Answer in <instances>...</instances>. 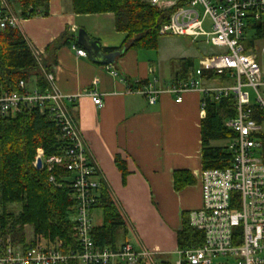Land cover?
Returning <instances> with one entry per match:
<instances>
[{
	"label": "built area",
	"instance_id": "obj_1",
	"mask_svg": "<svg viewBox=\"0 0 264 264\" xmlns=\"http://www.w3.org/2000/svg\"><path fill=\"white\" fill-rule=\"evenodd\" d=\"M162 10L173 11L169 21L159 28L161 36H186L224 50V53L201 58L185 81L155 89L152 84L137 90L149 104H155L165 92L177 96L197 90L205 100L219 102L228 96L235 99V115L224 121L233 136L225 141L231 155L229 164L221 169L201 170L199 174L201 205L188 213L191 227L203 233L200 246L178 251L186 264H211L214 258H226L234 264H264V78L253 55L244 50L243 34L249 24L264 18V0H149ZM21 17L6 0H0V30L19 31ZM208 22V29L205 23ZM78 56L85 57L81 50ZM37 62L41 53L33 52ZM204 71L227 74L225 84L203 87L200 76ZM47 88L20 81L15 90L0 91V117L13 116L24 108H35L41 114L49 112L58 136L68 144L60 156L44 157L36 150L33 166L38 159L47 171L60 166L70 174L68 186L74 202L70 208L75 246L42 234L14 243L12 238L0 239V264H157L154 254L137 250L129 240L115 248L101 247L92 238L93 207L98 202L100 181L98 171L82 142L74 120L68 114L63 96L54 85V75L43 72ZM260 88L263 90L261 91ZM96 107L102 106L100 95L89 93ZM37 168V167H36ZM49 181L53 183V178Z\"/></svg>",
	"mask_w": 264,
	"mask_h": 264
},
{
	"label": "crops",
	"instance_id": "obj_2",
	"mask_svg": "<svg viewBox=\"0 0 264 264\" xmlns=\"http://www.w3.org/2000/svg\"><path fill=\"white\" fill-rule=\"evenodd\" d=\"M20 17L19 32L32 52L49 59L58 92L76 96L64 99L65 106L96 166L98 180L109 188L125 217L127 240L135 249L149 250L155 256L178 254L176 233L182 212L201 205L202 94L188 91L176 102L177 96L163 92L155 104H149L137 90L152 84L163 91L181 82L182 62L176 70H164L149 53L157 48H127L106 65L102 58H90L76 41L79 30L99 44L103 55L123 50L125 33L116 31L112 14H75L72 0H48L46 15ZM64 32L73 40L59 47L52 59V50L46 49ZM245 43V52L254 56L264 78V38L253 40L248 25L243 46ZM76 50L86 56H78ZM31 83L33 87V80L28 86ZM225 83L201 79L203 87ZM93 92L100 95L101 107L93 104L89 95ZM211 145L216 146L215 142ZM176 171L188 172L194 183L176 191Z\"/></svg>",
	"mask_w": 264,
	"mask_h": 264
},
{
	"label": "trees",
	"instance_id": "obj_3",
	"mask_svg": "<svg viewBox=\"0 0 264 264\" xmlns=\"http://www.w3.org/2000/svg\"><path fill=\"white\" fill-rule=\"evenodd\" d=\"M16 4L19 14L26 18L47 14L48 0H16ZM182 5V2H177L173 9L162 10L142 0H72L75 14H112L116 31L125 33L121 48L144 51L157 48L159 28ZM249 25L253 40L264 38V18ZM72 40L64 32L46 50H52L49 55L53 59L57 49ZM224 52L220 49L217 53ZM193 68L191 60H184L179 80L190 78ZM49 71V59L41 56L39 64L19 31L0 30V91L15 90L20 81L30 83L32 80H35L37 88L44 91L47 83L43 72ZM200 79L222 83L227 74L204 71ZM234 103L233 96L217 103L209 98L205 100L201 121L203 170H222L231 161L225 146H213L211 143L226 141L233 136L223 124L235 115ZM54 124L48 111L41 114L35 108H24L13 116L0 117V239L10 237L14 243H24L26 227L29 226L34 235L42 234L52 240H61L65 246H75L69 221L70 208L74 204L67 182L70 174L60 166H54L51 171L46 167L38 170L33 166L38 148L46 158L64 153L68 142L60 139ZM120 170L124 175L123 168ZM50 177L53 183L49 181ZM173 177L176 191L194 183L186 171H176ZM97 193L98 202L93 209H100L102 222L93 228L92 238L98 246L115 248L127 240V223L104 182L100 181ZM202 242L203 233L191 227L188 213L182 212L176 233L178 251L196 248ZM181 264L186 263L183 261Z\"/></svg>",
	"mask_w": 264,
	"mask_h": 264
},
{
	"label": "rangeland",
	"instance_id": "obj_4",
	"mask_svg": "<svg viewBox=\"0 0 264 264\" xmlns=\"http://www.w3.org/2000/svg\"><path fill=\"white\" fill-rule=\"evenodd\" d=\"M14 9L18 12L19 8L16 4V0H6ZM205 28L209 31L208 26L205 24ZM246 43L244 44L245 47ZM219 48L213 47L205 42V38H199L197 41L192 40L189 36H160L158 39V46L156 51L149 52L151 56H155L159 64L164 68V70H176L178 64L184 62V60H191L193 67L195 68L198 64L199 59L203 56L210 55L212 53H217ZM218 54V53H217ZM33 85V83L30 84ZM262 91L263 89L260 88ZM225 142H215L216 146H222ZM92 224L94 226H99L101 224L102 215L100 209H94L92 211ZM27 238L30 239L32 236L31 227H26ZM156 260L163 259L162 261H157V264H176L178 261L182 260L180 255L173 253L168 256L159 257L155 256ZM148 264V263H147ZM211 264H234L231 260H226V258H214L211 260Z\"/></svg>",
	"mask_w": 264,
	"mask_h": 264
},
{
	"label": "water",
	"instance_id": "obj_5",
	"mask_svg": "<svg viewBox=\"0 0 264 264\" xmlns=\"http://www.w3.org/2000/svg\"><path fill=\"white\" fill-rule=\"evenodd\" d=\"M74 37V36H73ZM76 41L79 45H81L87 52V55L91 58H102V63L109 64L114 61V59L119 56V54H122L124 50H121L120 52H114L110 53L108 55H103L102 52H100L99 44L97 42L91 41L89 37L87 36L86 32L84 30H79L76 36ZM42 165V162L40 159L36 162V169H40Z\"/></svg>",
	"mask_w": 264,
	"mask_h": 264
}]
</instances>
